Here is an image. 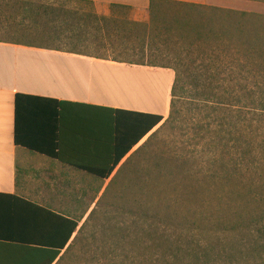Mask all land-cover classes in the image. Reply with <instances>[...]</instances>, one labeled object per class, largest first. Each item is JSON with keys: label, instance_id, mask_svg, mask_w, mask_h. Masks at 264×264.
Returning a JSON list of instances; mask_svg holds the SVG:
<instances>
[{"label": "trees", "instance_id": "trees-1", "mask_svg": "<svg viewBox=\"0 0 264 264\" xmlns=\"http://www.w3.org/2000/svg\"><path fill=\"white\" fill-rule=\"evenodd\" d=\"M14 8L20 10L22 22L28 23L26 26L20 23L19 30L29 31L34 41L7 40L10 43L167 70L174 74L166 119L161 114L48 100L52 104L53 120L61 115L59 111L74 105L100 111V116L93 119L104 121L103 125L98 124L99 128L68 129V133L75 135V145L82 149L77 156L61 157L56 152L60 141L57 132L60 130L54 121L50 129L52 140L45 149H36L20 140L18 110L20 103L29 97L17 94L16 145L59 160L100 181H107L133 149L163 122V125L172 127L190 126L195 145L211 143L216 148H222L226 162L221 166L218 164L220 172L206 177L214 187L201 189L197 181L192 186L196 190L192 195L194 199L202 196L199 193L205 194L198 200L199 207L194 208L193 213H184L175 207L173 211L167 207L162 218L152 211L153 207L147 208L141 225L115 228L116 241L111 249L114 259L124 257L136 264L133 256L136 255L149 264H169L168 259L179 261L184 258L202 264L224 261L221 258L229 264H264V175L258 178L259 181L253 175L257 169L256 155L251 150L253 143L245 135L247 128H252L253 120L249 118L257 114L258 117L264 116V83L260 80L252 83L255 77L264 76V66L255 65L264 57V18L169 0H149L148 23L123 19L119 22L112 16L99 17L92 13L79 15V12L67 11L64 7L43 6L22 0H15ZM84 21L92 24L98 32L101 31L97 29L99 25L114 24L119 28L117 36L121 37L123 47H112L113 51L90 52L92 43L78 37L83 32L82 25L86 24ZM40 39L48 44L37 43ZM150 41L158 46L161 44L169 53L164 57L154 52L147 53L146 46ZM133 42L141 47L130 46ZM237 44H241L240 50L230 49L229 46ZM174 46L184 47L183 57L171 56ZM185 60L199 61L200 64L191 71L184 64ZM216 90L231 96L217 99L213 96ZM201 115L206 120L201 121ZM211 159L210 162L215 165L221 158L212 153ZM246 170L252 177L247 184H243L241 180ZM177 198L175 201H179ZM241 201L243 205L239 210L229 211L231 205ZM245 206L247 210L252 207V210L243 211ZM94 213L95 210L90 212L61 256L59 252L0 245V264H60L63 255L74 249L78 235ZM213 214L216 215L214 219ZM156 218L162 221L156 224ZM77 226L75 224L74 229ZM171 226L178 229V234L169 231Z\"/></svg>", "mask_w": 264, "mask_h": 264}, {"label": "rangeland", "instance_id": "rangeland-1", "mask_svg": "<svg viewBox=\"0 0 264 264\" xmlns=\"http://www.w3.org/2000/svg\"><path fill=\"white\" fill-rule=\"evenodd\" d=\"M14 1L0 0V40L34 41V36L29 31L19 30L20 23H24L23 26L28 23L22 22V16L19 14L20 10L14 8ZM22 1H30L43 6L55 5L56 7H64L67 11L79 12V15L92 13L99 17L112 16L119 22L122 19L140 23L149 22L148 3L142 0H110L112 2H121L122 4L134 3L129 6L120 5V7H112L110 4L96 5L94 2L75 0ZM85 23L82 25L83 32L78 37L92 43L89 47L90 52L113 51L112 47H123V43L120 40L121 37L117 36L119 28L114 26V24L109 26L99 25L97 29H101V31L98 32L92 24L89 22ZM37 43L48 44L43 39H40ZM99 43L103 45H95ZM151 43L150 41L146 46L147 53L154 52L160 57H164L169 53V50L163 48L161 44L158 46L156 43ZM129 45L136 49L141 47L137 42ZM98 47H105L106 49H99ZM229 47L230 49L240 50L241 44ZM43 53V56L33 55L27 57L31 65L23 71L22 84L25 82L32 84V81L39 74L43 76L44 72L49 70L56 72L61 70L62 72L69 71L78 80L75 84L86 81L87 78L92 80V84H99L98 91L94 95V98L98 99L97 102L158 112L165 114V119L168 117L170 92L168 94L166 92L172 86L174 74L171 71L117 65L93 58L47 50L43 51ZM54 55H57V58H53L55 57ZM176 55L183 57V46H174L171 56L174 57ZM64 57L69 58V60ZM72 59L89 61V73L85 64L73 62ZM33 63L35 64L34 66H32ZM94 63L108 66L99 67ZM184 64L193 71L200 62L196 61L193 63L185 60ZM255 65L264 66V57L257 60ZM109 67H121L122 69L131 70L113 71ZM256 80L264 83V76L255 77L252 83ZM213 96L219 99L227 98L231 95L216 90ZM202 116L199 117L201 121L206 120L205 117L202 119ZM249 119L253 120L252 128H247L245 135L249 136V140L253 143L251 150L253 155H256L255 160L257 161V169L253 175L259 181L258 178L264 175V116L258 117L257 114ZM95 123L103 125L104 121L100 118ZM163 124L164 122L133 149L131 154L120 163L107 181H100L88 175L83 179H77L78 188L81 191L67 198L65 204L66 215L76 219L84 216L83 224L92 210H95V213L85 224L82 233L78 235L74 249L70 253L63 255L64 259L60 264H134L128 259L125 260L124 257L114 259L111 254V249L116 241L114 231L116 227H128L132 226V224L141 225L142 215L147 212L146 209L149 207H153L152 211L157 213L160 218L164 216V211L167 207H170L173 211L175 207L176 210L181 212L193 213V209L199 207L198 200L205 197V194L199 193L197 190L202 196L197 199L193 198V193H196V190L192 187L194 181L199 183L201 189L208 186L210 188L214 187L212 182L206 177L213 172H220L218 164L221 166L226 162L222 148L220 146L216 148L211 143L209 145H195V141L192 139L193 131L189 129L190 126L185 127L182 125L178 127L174 125L172 127L169 124ZM212 153H215L217 158L219 156L221 158L215 165L210 162L212 161ZM248 171L246 170V173H243L244 177L241 180L243 184H247L249 178L252 177ZM176 196L179 201H175ZM233 201H237V199ZM242 205L243 201L231 205L232 208L229 211L239 210ZM131 210L133 211L132 214H130ZM251 210L252 207L249 210L246 209V206L243 208L245 212H250ZM214 218H216V215L213 214L212 219ZM159 221H162V219L156 218L154 220L156 224H159ZM169 231L178 234V229H174L173 226L169 228ZM188 232L192 233L191 231ZM133 256L136 264H149L141 261L138 256ZM220 260L224 261H209L207 264H229L223 258ZM167 262L169 264H202L186 260L185 258L179 261L168 259ZM159 263L162 264L161 262ZM239 264L244 263L240 262ZM249 264L256 263L252 262Z\"/></svg>", "mask_w": 264, "mask_h": 264}, {"label": "crops", "instance_id": "crops-1", "mask_svg": "<svg viewBox=\"0 0 264 264\" xmlns=\"http://www.w3.org/2000/svg\"><path fill=\"white\" fill-rule=\"evenodd\" d=\"M79 1L94 2L96 5L129 6L134 4H122L110 0ZM142 1L149 3V0ZM169 1L264 17V0ZM43 51L46 50L0 40V245L59 252L61 256L74 239L83 221L79 222V219L66 215L65 204L69 196H74V193L81 191L78 188L77 179H83L87 174L59 160L32 152L14 143L15 96L21 94L29 97L20 103L18 110L20 140L36 149H45L52 140L50 129L54 121L60 130L57 132L60 141L56 152L61 157L77 156L82 151L81 147L75 145L73 141L75 135L68 133V129L76 131L81 128H91V130L99 128L100 125L96 124L93 119L100 116V111L82 109L74 105L75 107L59 111L61 115L53 120L52 104L48 100L160 113L97 102L98 99L96 100L94 95L98 91L99 84H92V80L88 78L86 81L75 84L78 80L69 71L49 70L44 72L43 76L39 74L32 84L27 82L22 84L23 71L31 65L27 57L43 56ZM54 56L53 58H57V55ZM64 58L69 60L67 57ZM72 61L85 64L89 73V61L82 59H72ZM94 64L99 67L108 66L101 63ZM34 65L33 63L32 66ZM109 68L113 71L131 70L121 67ZM168 92H170L169 89L166 93ZM161 115L165 116V114ZM75 224L78 226L74 229Z\"/></svg>", "mask_w": 264, "mask_h": 264}]
</instances>
